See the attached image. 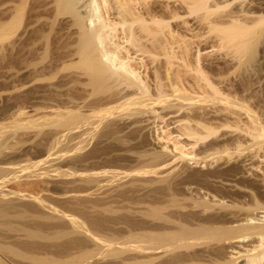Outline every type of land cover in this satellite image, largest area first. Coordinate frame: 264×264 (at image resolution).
I'll return each instance as SVG.
<instances>
[{"label": "bare ground", "instance_id": "obj_1", "mask_svg": "<svg viewBox=\"0 0 264 264\" xmlns=\"http://www.w3.org/2000/svg\"><path fill=\"white\" fill-rule=\"evenodd\" d=\"M97 1L98 0H0V4L2 5L5 4L6 2L12 3L10 5H7L2 11L9 12L15 16L17 15V17L19 16L22 17V15L25 12L30 15H36L40 11V10L38 11V9L40 8H37V5H35V3L45 2V4L49 3L48 8L53 7L49 9H54V11L57 14L68 15L71 18L72 24L75 27V31L77 35V39H76L77 44H75L76 48H74L75 51L74 54L77 58V61L75 62V66L78 69V71H80V74L85 78L84 83L82 81L83 84L80 85V86L83 85L85 88L80 87V89L87 88V92L85 91L87 93L86 95H88L89 98L92 97V99L93 97H95L94 106H92V108L87 107L88 110H84L82 109L83 105L82 106L77 105L78 103L77 101H76L77 103H75L73 106L66 107L71 105V103L73 104L74 102L72 99L76 98L75 96L72 98L71 97L72 94H70V96L67 95V99H68L67 101L70 104L64 106L65 103H63L64 107H62L63 111L61 112L62 118L54 121H49L47 123L42 122L40 128L38 127V129H40L37 131L38 136L43 132L44 133L47 132V131H43L44 128L42 129V127L49 126L48 127L49 129H51V127L53 129L51 130L48 129V132L50 133V131H53V133L55 134V136L54 134L52 136L53 141L52 139L50 140L52 141V143L49 141V145L51 143L50 147L52 148L54 144L60 143L61 140H64L63 139L64 137L69 136L71 134L75 135V132L78 133L79 137L80 135H84V137L85 135L87 136L85 132L90 135L85 137L84 139H82L83 138L82 136H81L82 138L80 137V139L82 140H79L80 141L79 143L82 144L74 148V149H78V151L79 149L84 148V146H88L86 145L88 143L83 145V142L89 137L93 138V140H95L96 141L95 143L97 144L103 142L106 143L112 142V144L116 143L122 145L126 141H124L125 139L121 136V134H119V129L120 130L122 129L119 128L120 125L118 126L117 120L114 118V116H112L111 110L115 107L117 108V106L120 105L119 107L122 106L130 111L127 112L128 114L130 113L133 117H135V120L133 121L129 118L132 122H134V125L130 124V128L127 126L126 127L128 129H131V126H133L134 128L131 129V134L135 135V137L137 136L136 139L139 140L138 138L140 137L138 134L139 129L135 127L136 126L135 122H138L140 120L138 118L141 115L144 116V113L146 114L149 112L152 113L153 107H157L159 108L157 110L159 115L161 110L162 113L164 112L165 114H168L170 117L173 118L172 121V119L169 118L168 115H166L167 116L166 118L171 119V122L175 124V126L173 125L177 131L175 135L177 138L183 139V145H184L183 147L186 148V151L183 152L184 150L183 151L181 150L182 153L178 155V157L177 156L171 157L170 153L166 151V149L164 148L160 150L157 149L158 150L157 151L154 150L155 149L154 147L152 149L150 147V149L154 151L147 152L145 150H142V148L141 150L136 151L135 149H133V147L126 146L125 149L126 153L124 155H126L129 158H131L132 156L133 158H136L138 160H144L145 162L147 160V163L148 162L154 163V167L149 166L150 169L149 168L143 169L141 168L142 165H140V167L139 165H137V167L134 166L135 168L131 170H127V168L123 169L124 166H122L123 170H121V168L119 169L109 168L103 170L100 169L101 171L95 170V172H90V170L89 172H84L80 170L77 171L75 169L76 172H72V171L71 173L69 172V175L76 176L77 177L76 179L78 181L88 185L91 184L90 187L93 186L92 184L98 185L101 181L103 182L104 180H106V183H101V184H104V186H108L112 191L117 190L116 192L120 194H126L127 192H129L128 190L131 191L132 189L135 188L150 189L149 187L155 186L154 188H152V191H144L145 196H143L144 197L142 198L143 200L139 199V196L137 195L139 200L138 202L136 200V202L137 204L142 202V207H139L141 208L140 211L136 210L134 212L128 211L127 209H126L127 211L126 210L122 211L123 209L118 210L114 208L113 206H111L113 204H116V203H112L113 201L111 202L112 204L101 203L100 208H98L97 207L98 205H95V207H93L94 206L93 203L91 204L88 202L90 200L87 201L88 203L86 202L87 204L83 203L82 202L83 199H81L82 198L81 193H79L80 195L78 194L77 196H76L77 193L75 194L74 192H71L70 194H67L66 192V194H63L65 198L71 195L74 196L71 199H68V197L67 199H64L62 195V198L64 200L62 198L61 199L64 202H71V200L74 201L75 203L73 202L72 203L73 205H71L72 208L78 211L81 217H83L84 220H86L89 223L90 227L87 226V223H85L86 221L82 220V218L80 219L79 217L73 215L74 213L71 214L72 211H70L71 213L64 212L63 210L61 211L60 208L59 210L56 207L51 206V204L49 206L46 205V210L47 209L49 210V208L50 210L52 209L50 214L42 213L37 210L33 211L31 207L33 203L35 202L38 203L40 197L39 198L32 197L33 199L31 200L35 202H33L32 205L30 206L28 205L20 206V203L16 200L19 203V205H17L16 203H14L15 201L13 202L12 197L23 198L26 197L25 194L9 192L10 190H6L4 188L5 187L4 182H0V226H3V228L6 227L7 229H9V231H14V230L16 231V229L19 228L18 230L20 229L23 230L25 235L28 236L29 238L40 237V239L45 238L46 240L48 239L57 240L55 238L66 236L67 234H69L71 229H73L81 233L80 237L77 236L78 234L76 235L77 237L70 236L71 234H69V236L67 235L68 239L66 240L62 239V240L65 241L68 240L69 245L81 247L79 249H83L90 243L98 244L102 242H118V241L122 242L123 245L121 249H126L130 251L131 255L125 256L119 261L117 260L118 262L116 263L112 261L114 264H235L236 259L233 258V256H227V254L229 253V249L232 250L234 248L232 244L233 242L236 241L239 242V244H241L240 247L243 248L244 254L242 255H243L244 264H260L261 261L264 259V121L260 118V116L256 113V111L253 110L251 100L258 99L257 90L261 86L264 87V84H262L264 82V79L263 78L260 79L259 77H258L259 79L257 78L258 75L256 74L258 72L257 68L259 70L260 67H257L258 65L256 67H253L254 64L253 65L251 64L253 62L254 63L256 62L255 60L256 48L255 49L251 48L254 47L252 46L254 44H252L251 39L253 34L254 35L257 34L256 31L258 28L255 29L254 27L258 25H260L259 27L260 29L258 30L264 33V16L263 14L260 13L254 16L253 14L255 13V11L254 10L252 11L251 9L253 6H257L260 9V11H264V0H237L238 4L236 5V7L234 6V9L229 11L228 13L218 12L219 11L218 9L221 7L219 4L220 1L222 0H186L184 7L187 10V12H199L200 14L199 16L202 17L199 18L203 19V21L206 20L205 22H208L205 24H209V26L208 25L205 26H208L210 30L212 29L213 31L214 30L216 31L215 36H217L216 38L218 39L217 43L221 42L220 44L222 47L225 46V48L227 47L228 49H232L233 54L231 56L229 54L226 55V57L230 56L229 58H227L229 62H234L236 61V59L237 60L240 59L237 58V53L240 52H242V54L245 52L246 53L245 55L248 56L246 58L250 62L251 61L253 62H251L249 65V62L247 63L248 60L245 61L244 59L243 63L245 64L246 62L245 67L247 68L249 66V68L246 69V74L241 72L242 75L243 74L245 75L242 76L239 74L240 77L241 76L242 77L241 79H236L240 81L237 82L236 84L233 82L235 84L234 85L231 84L232 81L231 83H229L231 78L228 79L227 77H229L230 75L226 76L227 73L225 76L221 75L222 73H224V71L222 73L219 72L215 73V76L212 75L213 73L211 75L208 74L207 67L203 66L204 63L202 65L201 63H199L200 56L198 58L197 56L199 54L198 51H195V53L197 52L196 58H198V60L196 59L195 62L194 60L191 61L192 63L194 62L193 63L194 65L190 64V60H192L195 57V55L192 59H190L189 56L191 54L187 53L189 52L190 47L188 46L189 47L188 50L187 48H185V46L184 47L181 46L183 48L180 49V52L183 49L182 51L183 52L185 51V53L182 54L183 56L186 57V58L183 57L181 62L183 61V59H186L187 61L189 58L190 60L188 61V63L184 60L186 64L183 61V64L179 62L177 66L174 65L175 68L174 69L172 68L173 71L172 70L170 71L172 72V75L170 74L171 76L167 77L168 82L166 81V79L164 80L165 83L167 82V84L162 82L163 80L158 79L156 76H154V78L153 77L151 78L153 79L152 86L157 94L155 98H151V97L148 98L147 94H145L148 93L149 91L148 89H151L150 88L151 86H147L148 81H145L142 78V75H140L141 68L139 71H137V69H135L136 67L134 68V66H131L132 63H130L129 56L121 55L120 52H118L119 47H117L118 50L114 52H110L103 48V44L106 38V36H104V31L110 25L106 23L103 14L100 11L101 6L100 4H98ZM131 1H138V0H102V3L108 4L109 6L108 9L111 10V13L113 15H117L120 17L122 24H128L129 26H131L132 24L138 21V16L136 15L134 8L131 6ZM231 1H236V0H231ZM41 10H43V8ZM215 12H217V14L219 13L221 14L217 15L218 16L217 17L215 15L216 14ZM213 13L215 14L213 15ZM211 14L214 17L216 16L217 19L213 20L212 19L213 16H211ZM249 15L254 16V18H252L251 16L252 18L251 20L254 19L253 21H245L244 18H247V16ZM154 17L153 18L151 17V20L158 23L156 18ZM208 17H211L210 18L211 20L208 19ZM247 19L250 20L249 18ZM203 21L200 20L199 24L201 22L204 23ZM161 24H162L161 26L167 27V34H169V37L167 36V38H170L169 41L170 44L172 45V43H175L176 41V37H174L175 32H173V29L171 31V29L168 28L167 23H161ZM107 37L111 40L112 36L109 34L107 35ZM253 37L255 38V36ZM126 40L130 44H134V38L131 32L128 33ZM164 41L160 43L163 45L167 44ZM148 44L151 47L153 43L151 44L148 43ZM147 46H148L147 43H144L142 44L141 48L145 50V48L149 47ZM141 48H139L138 51L140 50L144 51ZM149 51L153 52L152 49ZM186 54H189V56ZM165 55H166L165 58H167L168 56L167 53H165ZM181 57L179 59H181ZM218 59L221 60V58ZM166 62L168 63L169 61ZM174 62L175 61L173 60L172 63L176 64ZM169 63H171V60ZM235 66L236 64L234 66H232L231 64V68L230 67L229 68L232 69L233 67L235 68ZM137 68L139 69V67ZM218 70L220 71V69ZM235 71L237 73L236 69H234L233 72L231 71V73L236 75ZM80 74L78 72V75ZM254 75H256V79L258 82V83L255 82L257 84L256 87L252 86L254 83L251 82L252 78L250 79V77ZM75 81H73V83L74 85L77 86L78 83ZM73 83L68 84V87L73 86ZM78 87L79 86H77L76 88ZM166 87L169 89L168 90L165 89ZM251 87L254 88L253 89L254 91H250ZM237 90L241 92V96L239 97L238 94H234L237 95V97H239V98L236 97L235 99L234 95L233 97H231V94H233L231 92H236ZM132 94L135 95L140 94L141 96H136L132 98L127 97L128 95H132ZM154 95L155 93L152 96ZM61 97L63 98L66 96H61ZM86 98L82 99L81 101L82 104H84L83 100L85 102ZM121 99L124 100L119 102ZM127 99H129V101H127ZM164 113L162 115L163 119H164ZM146 114L145 117L148 118V114L147 116ZM156 114L154 115V117L156 116ZM151 115L152 114H150V116ZM143 118L141 117V120H143ZM157 118L160 117H156L153 119L156 120ZM130 120L129 121L126 120V121L129 123ZM234 121H236V123L239 122V124H236ZM123 122L121 119L120 123ZM142 122H144V120L141 121V124ZM150 122L152 121H149V124H151ZM143 126L144 125H142L141 127ZM145 127H146V123H145ZM122 131L128 132V130H122ZM143 131L145 132V130ZM15 133H17V131H15ZM70 137L68 138L70 139ZM72 138L73 136L71 137V139ZM78 139L79 138H77V140ZM30 140L28 142H30ZM65 140L67 141V139ZM69 141L70 143H72L74 140H72V142L71 140ZM86 141L89 142L88 140ZM42 142H46V141H42ZM90 142L92 141L90 140ZM75 143L77 145L78 142ZM127 143L128 142H126L125 144ZM10 145L9 147L7 146V148H10ZM50 147L48 148L50 149ZM118 148H121V146H119ZM132 149L135 151H133ZM116 152L117 151H115V154ZM76 153L78 152H74L76 156L78 155L79 157L80 155L79 160H89L88 158L97 154L98 150L92 149L91 151L84 153L82 155ZM52 154L53 153L49 152L48 150L46 154V159L51 157ZM185 155H189L190 157L185 158L184 157ZM64 156L62 157L64 158ZM148 165H153V164H148ZM146 167L148 166L146 165ZM66 168L69 169V167ZM115 177L118 179V181L115 180L116 179ZM110 178L114 179L113 180L114 182L115 181L118 182L116 183V185L113 184L112 182V184L115 185L114 188L113 186H111L112 184L108 183L111 181ZM120 179L123 180L119 181ZM101 187L102 186H100V188ZM98 190L99 189H97L96 191ZM85 194H90L89 196L91 197V192L89 193L86 192ZM94 196H96L95 198L97 199V195L94 194ZM99 196H101V194L98 195V198H101L104 196V194L101 197ZM87 199L90 198L87 197ZM95 202H97V200ZM130 202L132 203V201ZM38 204L36 206H38ZM42 204L43 203H40L39 205ZM120 204L121 203H119L118 205L119 206L125 205V204L122 205ZM127 204H128L127 206L131 205L128 202ZM132 204L133 206L136 205V203L135 204L132 203ZM42 206H38V208L41 207V209L39 208L40 210H42V208L44 209L45 206L43 207ZM96 207L99 209L98 211H96L97 210ZM34 208L37 209V207ZM16 209L17 210L19 209V211H17ZM115 209L117 210L116 212ZM14 210H16L17 213L14 212ZM117 212L119 214L120 212H124V214L121 213V216L116 217ZM28 213L31 214L33 219L35 217L37 220L38 219L43 221L47 220V222L48 220H55L56 223H58L57 225L58 229L54 230L55 232L54 231L51 232L52 230L50 232H44L41 229L42 227H40L42 221L40 223H37V225L33 226L34 228H31L33 224H30L29 225L30 227L23 225L24 223H22V225L21 224L15 225L16 222L14 223V221L16 220V217H18L21 220V218L23 219L24 217L30 216ZM110 213H111V217L109 216ZM112 213L115 214L116 216L112 215ZM259 213H262V215H259ZM33 219L29 221H33ZM119 219H121L126 224H128L127 226L132 225V227L137 229V231L132 232L133 231L132 229V231H129L130 234L127 233L128 234L127 236L126 234L125 236L124 234L123 236H120L121 234L120 235L110 234L109 231H108L109 235H105L106 233L104 232H106L108 228L107 229L105 228L106 230L104 232L100 230L102 233L97 230V232H99L100 234L96 232L95 229L98 228L101 229L103 228L102 227L103 225L106 226L109 223H112L113 221L116 222ZM49 225L51 226V224ZM52 228L54 229V227ZM15 231L13 232V234L15 233ZM111 233H114V231ZM246 239H250L252 241L246 244L240 243V241L243 242ZM8 241L10 242V240ZM5 243L4 242L0 243L1 252L5 251L11 253L12 245L9 243L11 246H8L9 244L6 245ZM35 243L37 242L35 241ZM5 252L3 253L5 254ZM15 252L13 250L14 254ZM3 253L2 255L0 254L2 257L5 256L3 255ZM30 253L32 254V252ZM85 254L86 253L81 255H85ZM78 255L80 257V254ZM74 259H76V257ZM40 260L41 258L39 260L38 258H36L37 263L35 264H51V263H45V261H43L45 260V258L42 259L41 261ZM54 261H55L54 264L61 263L56 260ZM109 262H106L104 264H108ZM112 262H110V264ZM3 263H4L3 259H0V264ZM4 264H8V263H4Z\"/></svg>", "mask_w": 264, "mask_h": 264}, {"label": "rangeland", "instance_id": "obj_2", "mask_svg": "<svg viewBox=\"0 0 264 264\" xmlns=\"http://www.w3.org/2000/svg\"><path fill=\"white\" fill-rule=\"evenodd\" d=\"M185 1L186 0H138V1H131V6L134 8V11L136 12V15L138 16V21L135 22L134 24H132L131 26H129L128 24H122L120 17L117 15H113L111 13V10L108 9L109 6L107 3L103 4L102 0L97 1L98 4H100V6H101L100 11L102 12L106 23L110 25L104 31V36H106V38H105V42L103 44V48L110 51V52H114V51H117L118 50L117 47H119L118 52H120L121 55H123V56L125 55V56L130 57V63H132L131 66H134V68L136 67L135 69H137V71H139L141 68V70H140L141 74L140 75H142V78L145 81H148V83L150 81L149 85L146 82L147 86H151L150 87L151 89H148L149 90L148 93H145V94H147L148 98L149 97L155 98V96L157 95L155 92V89L152 86L153 85L152 84L153 79H151V78L152 77L154 78V76H156L158 79L163 80L162 82L165 83V81H164L165 79L168 82L167 77H170L172 75V72H170V71L171 70L173 71L175 66H177L178 63L181 62L183 57L186 58L182 54V53H185V51L183 52L182 51L183 49H182L180 52V49L183 48L184 46L188 50L190 47L189 52H187V51L186 52L191 54V55L190 56H189V54H186V55H188L190 59H192L194 57V55H195V57L192 60H190L187 57L188 60L186 61V59H183V61L185 60L188 63V61L190 60V64H193L196 61V59L198 60V58L200 56V59H199L200 62L199 61L198 62L201 63V65L204 63L203 66L207 67L208 74L211 75L213 73L212 75L215 76V73H217V72L222 73L224 71L225 74L222 73L221 75L225 76L226 73H227L226 76L230 75L231 77L229 76L227 78L228 79L231 78L229 81V83H231V81H232L231 84H234V83L236 84L237 82H239L240 80L238 81L236 79H241V77L246 74V69L249 68L248 65H247L248 66L247 68L245 67L246 62H245V64L243 63L244 59H245V61L248 60L246 58L248 56L245 55L246 54L245 52L243 54H242V52L237 53V58H240V59H238L240 61H238L236 59V61H238V62H236V61L229 62V60L227 58H229L233 54L232 49H228L227 47L225 48V46L222 47L220 44L221 42L217 43L218 39L216 38L217 36H215L216 31L215 30L213 31L212 29L210 30V28L208 27L209 24H205V23H208V22H205L206 21L205 19H204L205 21H203V19L199 18V17H201V16H199L200 15L199 12H187V10L184 7ZM8 2H6L3 5L0 4V148L2 147L0 149V182H4V184H5L4 188L6 190H10L9 192L25 194L26 197H23V198L12 197L13 202L15 201L14 203H16L17 205H19V203H20V206H27V205L30 206V205H32L33 202H35V201L31 200V199H33L32 197H35V198L40 197L38 203L39 204L43 203L44 205L43 204L42 205L45 206L44 209L42 208V210H40L41 207H39L40 208L39 209L38 206H42V205H39L37 202L33 203L31 209L33 211L37 210V211L42 212V213L50 214L52 209L50 210V208L47 207V208H49V210L48 209L47 210L50 211V212H48L46 210V205L49 206L51 204V206H54L57 209L60 208L61 211L63 210L64 212H67V213H71L70 211H72L71 214L74 213L73 215L79 217L80 219L82 218V220H84V218L81 217V215L78 213V211L76 209L72 208L71 205H73L72 203L74 201H72V200H71V202H64L63 201L64 199H67V197H68V199H71L74 197L71 195V196H67L65 198L63 194H66V192H67V194H70L71 192H74L75 194L77 193L76 196L79 193H81L82 194L81 199H83L82 202L86 203L88 200H90L88 202L91 204L93 203V205H94L93 207H95V205H98L97 207L100 208L101 203H103V204L104 203H109V204L116 203L117 205L113 204L111 206H113L114 208H116L118 210L123 209L122 211H125L127 209L128 211H132V212H134L136 210L140 211L141 208H139V207H142V202L139 201L141 203L137 204L138 200L139 199L143 200L142 198H144L143 196H145L144 191H152V188H154L155 186L149 187L150 189L135 188V189H132L131 191L128 190L129 192H127L126 194H120V193L116 192L117 190L112 191L108 186H104V184H101V183H106V180H104L103 182L101 181L99 183L101 185L92 184L93 186L90 187L91 184L88 185V184H85V183L78 181L76 179L77 177L74 175H72V176L69 175V172L70 173H71V171L76 172V170L77 171L80 170V171H84V172H89V170H90V172H95V170L99 171L100 169L103 170V169H109V168H116V169L121 168V170L127 168V170H131V169L137 167V165H139V167H140V165H142L141 168H143V169H145V168L150 169L149 166L154 167V163H150V162L147 163V160L145 162L144 160H138L136 158H133L132 156H131V158H129L126 155H124L126 153V151H125L126 146L127 147H129V146L133 147V149H135L136 151L141 150V148H142V150H145L147 152H152L154 150H157V149L160 150V149L164 148V149H166V151H168L170 153L171 157H175V156L178 157V155H180L183 150H184L183 152L186 151V148L183 147L184 146L183 145V139L182 138L179 139L175 135V133H177L176 128H174L175 124L173 122H171V119L173 121V118L170 117L168 114H165L163 112L164 113V119H163L162 111L160 110V115H159V113L157 111L159 108L153 107V110H152L153 112L151 111L152 113H150V112L149 113L152 114L151 116L153 118H156V117H160V118H157L155 120L150 116L149 113H147L148 118L145 117L146 113H144V116L141 115L138 119L141 120V117L142 118L144 117L143 120L146 123V127H145L144 122H142V124H141V121H143V120H141V121L139 120L138 122H135V125H136L135 127H137L139 129L138 134L140 137H138L139 138V140H138V139H136L137 136L135 137V135L131 134V129L134 127L131 126V129L127 128V127L130 128V124L134 125V122H132V121L135 120V117H133L130 113L128 114V112H130L128 109H126L122 106L119 107L120 106L119 105V106H117V108L116 107L113 108L111 110V112H112V116H114V118L117 120L118 126L120 125L119 128H121L122 130H128V132H125V131H122L119 129V134H121V136L125 139L124 141L128 142L127 143L128 145L125 144L126 142L123 143L122 145L114 143L115 146H114V144H112V142H110V143L109 142H107V143L103 142L105 144H103V143L97 144V143H95L96 141L93 140V138L89 137L88 139H86L89 142H87L86 140L83 142V145L88 143V144H86L88 146H84V148L79 149V151H78V149H74V148H76V146H79L82 144V143H79L80 142L79 140H82L85 137L90 136V135L85 132V134H87V136L85 135V137H84V135H80V137L81 136L83 137V138L81 137L82 139H80V137L78 136V133L75 132V135L71 134L73 136L72 139H71V137H72L71 135L66 136L63 138L64 140H61V141L59 140L60 143L54 144V146L52 145L53 148L50 147L51 143L53 141V139H52V136L54 134L53 131H50V133H49L48 132L49 126H44V127H42V129L44 128L43 131H47V132H45V133L43 132L42 133L43 135L39 134V136H38L37 131L40 130V129H38V127L40 128L42 122L47 123L49 121H54V120L62 118V116H61V112L63 111L62 107L70 104L67 101L68 100L67 95L70 96V94H72L73 96L71 95V97L73 98L75 96L76 98L72 99L74 102L73 104L71 103V105L66 106V107H71L75 103L78 102L79 103V104L77 103L78 106L83 105L82 109L88 110L87 107L92 108V106H94V104H95V102H94L95 97H93V99H92V97L89 98V96L86 95L87 94L86 93L87 88L84 89L85 87L83 85L80 86L81 84L84 83L85 78L80 74V71H78V69L75 66V62L77 61V58L74 54V52H75L74 48H76L75 44H77V40H76L77 35H76L75 27L72 24L71 18L68 15L57 14L54 11V9H49V8H53V7L48 8L49 3H46L47 5L45 4V2L35 3V5H37V8H40V9H38V11L39 10L40 11L36 15H30V14L25 12L22 15V17L21 16L17 17V15L15 16L9 12H3L2 11L7 5L12 4V3H8ZM237 4H238L237 0L236 1L222 0V1H220L219 5L221 7L218 9L219 10L218 12H222V13L227 12L228 13L229 11L233 10L234 6L236 7ZM42 8H43V10H41ZM251 10L255 11V13L253 14L254 16H256V14H259V13L263 14V16H264V11H260V9L257 6H253ZM215 13H213V15L215 14L217 16V15L221 14V13L217 14V12H215ZM213 15L211 14V16H213ZM216 16L215 17L213 16L214 18L212 17V19L213 20L217 19L218 16L217 17ZM251 16L252 15L247 16V18H249L250 20H248L247 18H244L245 21H253L254 19L253 20H251V19L254 18V16H252V18H251ZM151 17L156 18V20L159 24L156 23L155 21L151 20ZM210 18L211 17H208V19H210ZM200 20H202L204 23L201 22L202 24L201 23L199 24ZM161 23H167L168 28L171 29V31L173 29V32H175V34L173 32L172 33L175 35L174 37H176V41L174 40L175 43H172V45L170 44V41H169L170 38H167V36L169 37V34H167V27L161 26L162 25ZM205 25H208V26H205ZM207 27L209 28V30ZM259 27H260V25L254 27V28L260 29ZM258 29H257V31L255 30L258 35L253 34V36H255L256 40L253 36H252L253 41L251 39L252 44H254L252 46H254V47L250 46L251 48H254V49L256 48V55H255L256 62L254 63L253 61H251V62H253V63H251L248 60L247 63L249 62V65H250V63L252 65L254 64L253 67H256L258 65L257 67H260V68H259V70L257 68V71H258L256 73V74H258L257 78L259 77L260 79H262V78L264 79V33L260 32ZM130 32L133 34L134 44H130L126 40V37L128 36V33H130ZM109 34L112 36L111 40L107 37V35H109ZM254 40H255V43H254ZM162 41H164L167 44H165V43H164L165 45L161 44ZM251 42H250V44H251ZM144 43H147L148 46H149L148 43H150V44L153 43L154 46L152 44V46H151L152 48L150 46L149 47L147 46L149 49L145 48V50H144L143 48H141L142 44H144ZM255 45H256V47H255ZM181 46H183V47H181ZM139 48L143 49L144 51H141V50L138 51ZM150 48L152 49L153 52L149 51V50H151ZM146 49L148 52L146 51ZM177 51H178V53H177ZM195 51H198L199 54L197 55L196 54L197 52L195 53ZM173 52H174V54H173ZM165 53H167V55H168L167 56L168 60H167V58H165L166 57ZM228 54L230 56L226 57V55H228ZM196 55L198 56V58H196L197 57ZM243 55H245V56H243ZM222 56H224V57H222ZM180 57H181V59H179ZM215 58L219 61H217ZM218 58H221V60ZM242 59H243V61H242ZM170 60H171V63H169ZM173 60L175 61L174 63H176V64L172 63ZM193 60H194V62L192 63L191 61H193ZM166 61H169V62L167 63ZM183 61L181 62V64H183ZM185 61H184V63L186 64ZM164 62H166L168 65ZM165 64H166V66H165ZM171 64H173V65H171ZM181 64H179V65H181ZM231 64H232V66H234L236 64L235 68L233 67L232 69H230ZM140 66H142V67H140ZM137 67H139V69ZM225 67L228 69H226ZM218 69H220V71ZM225 69H226V71H225ZM234 69L237 70V73L235 71L236 75L231 73V71L233 72ZM228 70H229V72H228ZM239 71H240V73H239ZM78 72L80 75H78ZM241 72L245 73V74L242 75ZM229 73H231L233 76ZM239 74L242 76L240 77ZM236 76H238V77H236ZM146 77L148 79L150 78L151 80L150 79L148 80ZM250 79H251V82L254 83L252 86L256 87L257 86L256 83H258L257 79H256V75L251 76ZM73 81L78 83V85H77V86H79L78 88H76L77 86L74 85ZM82 81H83V83H82ZM70 82L73 83V86L68 87V84H71ZM167 82L165 84H167ZM262 84H264V82ZM80 87H84V88L80 89ZM165 89L168 90L169 88L166 87ZM253 89L254 88L251 87L250 91H254ZM83 91L85 94L83 93ZM154 93H155V95L152 96ZM231 93H233V94H231ZM231 93H230L231 97H233L234 94H238L239 97L241 96V92L239 90H237L236 92H231ZM62 94H64V95H62ZM61 96H66V97H63V98H65V99H63ZM136 96H141V95L140 94H138V95L132 94V95H128L127 97L132 98V97H136ZM234 96L236 99L237 95H234ZM239 97H237V98H239ZM85 98H86V100H85L86 103L83 100L84 104H82L81 101H82V99H85ZM257 98H258L257 100L256 99L251 100L252 108L260 116V118L264 121V87L263 86H261L257 90ZM90 99H91L92 103H91ZM123 100L124 99H121L119 102H121ZM127 101H129V99H127ZM63 103H65L64 106H63ZM154 109H155V111H154ZM161 113H162V115H161ZM147 114H146V116H147ZM155 114H156V116L154 117ZM128 115H129V117H128ZM166 115H168V117L171 119L166 118L167 117ZM125 118H127V119H125ZM145 118H146V120H145ZM121 119H122V122L124 121L123 123H120ZM151 119H153V120H151ZM126 120L127 121L130 120V122L128 123ZM149 121H152V122H150L151 124H149ZM153 121H154V123H153ZM234 122L236 123V121H234ZM136 123H138L139 125ZM140 124H141V126L142 125H144V126L141 127ZM236 124H239V122H237ZM141 128H144V129H141ZM51 129H53V128L51 127ZM51 129H49V130H51ZM143 130H145V132ZM15 131H17V133H15ZM123 132H125L126 135ZM129 134H130V136H129ZM54 136H55V134H54ZM74 136H77V137H74ZM68 137H70V139ZM132 137H133V139H132ZM36 138H38V139H36ZM77 138H79V139L77 140ZM175 138H176V140H175ZM51 139H52V141H50ZM65 139H67V141ZM29 140H30V142H28ZM69 140H71V142H72V140H74L73 141L74 143L73 142L70 143ZM90 140L92 142H90ZM16 141L19 143H17ZM32 141H33V143H32ZM42 141H46V142H42ZM49 141L51 142L50 145H49ZM5 142H7L8 144ZM75 142H78L79 144L77 143V145H76ZM30 143H32V144H30ZM146 143H147V145H146ZM64 144H65V147H64ZM111 144L113 145V147ZM9 145H10V148H7V146L9 147ZM98 145H100V146H98ZM124 145H125V147H124ZM3 146H4V148H3ZM119 146H121V148H118ZM43 147H45V148H43ZM48 147H50V149ZM72 147L74 150L72 149ZM150 147H151V149L153 147L155 149L151 150ZM147 148H149V149H147ZM92 149H97L98 153L95 154L94 156L88 158L89 160H79L80 155L78 157V155L76 156L74 154V152H78L79 154L82 155L84 153L91 151ZM122 149H123V151H122ZM48 150H49V152H51L53 154L51 155V157L46 159V154H47ZM135 150H133V151H135ZM115 151H117L116 154H115ZM118 151H119V153H118ZM82 152H84V153H82ZM112 152H113V154H112ZM78 153H76V154H78ZM64 155H66V156H64ZM73 155H75V156H73ZM58 156H60V157H58ZM62 156H64V158ZM184 157L189 158L190 156L185 155ZM117 158H118V161H117ZM127 158H128V160H127ZM90 159H92V160H90ZM76 160H77V162H76ZM82 161H84V162H82ZM116 163H117V165H116ZM132 163H134V164H132ZM138 163H140V164H138ZM145 164L148 167H146ZM148 164H153V165H148ZM122 166H124V168ZM66 167H69V169H67ZM139 167H138V169H139ZM73 169H74V171H73ZM92 170H94V171H92ZM72 177H73V179H72ZM71 179H72V181H71ZM110 180L111 181L108 182L109 184H112V182H113V184L116 185V183H118L117 178L115 179V180H117L115 182L113 181L114 179H112V178H110ZM122 180L123 179H120L119 181H122ZM59 184H61V185H59ZM113 184L111 186H113V188H114L115 185H113ZM68 185H69V187H68ZM86 185H88V186H86ZM152 185H154V184H152ZM100 186H102V187L100 188ZM75 188H77V189H75ZM96 188L99 189L98 191H100V192L96 191L97 190ZM94 189H96V190H94ZM76 190H77V192H76ZM109 190H111V191H109ZM68 191H69V193H68ZM86 192L87 193L91 192V197L89 196L90 194H85ZM94 192H96V193H94ZM97 192H98V194H97ZM111 192H114V193H111ZM107 193H109L110 195ZM94 194L97 195V199L95 198L96 196H94ZM100 194H101V196L104 194V196L103 197L99 196L101 198H98V195H100ZM59 195H61V196H59ZM62 195H63L64 199L62 198ZM137 195L139 196V199H138ZM92 196H94V197H92ZM140 196H142V197H140ZM84 197H86V198H84ZM87 197L90 199H87ZM108 198H109V200H108ZM116 198H118V199H116ZM18 199H20V200H18ZM21 199H24V200H21ZM99 199H100V201H99ZM102 199H104V200H102ZM91 200H93V201H91ZM94 200L95 201L97 200V202H95ZM136 200H137V202H136ZM27 201H28V203H27ZM130 201H132V203H134V204L136 203L137 207H136V205L133 206V204ZM123 202H125V203H123ZM127 202L130 203L131 205L127 206L128 205ZM36 203L38 204V206H36L37 205ZM61 203L63 204V206ZM119 203H121L120 205L125 204V205H122L124 207L119 206L118 205ZM34 204H35V206H34ZM125 206H127L128 208ZM131 206H133V207H131ZM34 207H37V209ZM97 207H96L97 210L95 209L96 211L99 210ZM117 207H119V208H117ZM19 209L18 210L16 209V210L19 211ZM116 209H115V212L117 211ZM16 210H14V212L17 213ZM115 212H113V213H115ZM118 212L116 214L117 216L113 213H112V215H115L116 217H118V216H121V213L124 214V212H120V214ZM28 214L30 215V216H28L30 218L24 217L26 220L24 218L23 219L21 218V220H20L18 217H16V220L14 221V223L16 222L15 225L16 224L22 225V223H24L23 225L30 227L29 225L33 224L31 226V228H34L33 226L37 225V223H40L42 221L43 223L41 222L40 227H42L41 229L44 232H50L51 230H52L51 232H53L54 230L58 229V226H57L58 223H56L55 220H48V222H47V220L46 221L45 220L43 221L40 219L37 220L35 217L33 219V217L31 216L30 213H28ZM259 215H262V213H259ZM109 216L111 217V213ZM115 216H112V217H115ZM27 218H28V220H27ZM31 219H33V221H29ZM35 219H36V221H35ZM84 221H86V220H84ZM50 222L53 223V226H52V223H50ZM85 223H87V226H89V223L87 221ZM112 223H114V224H112ZM112 223H109L108 224L109 226L103 225L102 226L103 228H101V229L98 228L95 230H96V232H97V230L98 231L102 230V232H104L108 228L106 230V232H104V233H106L105 235H109V233H110V234H115V235L121 234L120 236H123V234H124V236H125V234L127 236L128 234H130L129 231H132V229H133L132 232L137 231V229L132 227V225L127 226L128 224H126L121 219L117 220L116 222L113 221ZM49 224H51V226ZM52 227H54V229ZM112 227H114L115 229ZM2 228H3V226H0V229H1L0 230V236H1L0 238L2 239V240L0 239L1 242H4V243L6 242L5 243L6 245H8L9 243L12 245V246L10 244L8 245V246L12 247L11 253L10 252L8 253L5 251L1 252V250H0L1 255L3 252H5V254L3 253V255H5L4 256L5 258L0 255V259H3L4 263L12 262L15 264H35V263H37L36 258H38V260L40 258H41V260L45 258V260H43V261H45V263H51V264H54V262H55L54 260L61 262L62 264H104V263L109 262V261L110 262L114 261V263H116L120 259L124 258L125 256L131 255L130 251H128L126 249H121L123 244H122V242H119V241L118 242H102V243H98V244L90 243L86 247H84L83 249H79L81 247L69 245L68 240L65 241L66 239H68L67 235L69 236V234H71L70 236H73V237H77V236L80 237V235H81L80 232L75 231L73 229H71L69 234H67L66 236H61V237L55 238L57 240H54V239L46 240L45 238L40 239V237H38V238L36 237L37 238V240H36L35 237L29 238L28 236H26L24 231L20 229L22 231V233H21V231L18 230L19 228L16 229V231L14 230L15 231L14 234H13L14 231H9V229H7L6 227L3 229ZM7 230H8V232H7ZM68 230H70V229H68ZM108 231H109V233H108ZM113 231H114V233H111ZM10 232H11V235H10ZM97 233H99V232H97ZM18 236L20 237V239ZM14 237H15V239H14ZM62 239H65V240H62ZM8 240H10V242ZM249 240L250 239H246L243 242L240 241V243H244V244L250 243L252 240H250V241ZM35 241L37 243H35ZM61 241H63L64 243ZM42 242H44V243H42ZM65 242H67V243H65ZM49 243H50V245H49ZM37 244H39V245H37ZM232 245L234 248L232 250L229 249V253L227 254V256H233V258L236 259L235 264H244L243 263V255H242V254H244V252H243V248L240 247L241 244H239V242L236 241V242H233ZM21 246L24 247L25 249L22 248ZM62 247H65V248H62ZM13 250H14V252L16 251L15 254L13 253ZM30 252H32V254ZM84 253H86V254L81 255ZM6 254H8V255H6ZM56 254H58V255H56ZM61 254H62V256H61ZM78 254H80V257ZM74 256L76 257V259H74L75 258ZM77 256L79 259L77 258ZM68 257H70V258H68ZM31 258H33V259H31ZM68 259H69V261H68ZM13 260L16 262H14ZM17 260H19V261H17ZM48 261H51V262H48ZM110 262L108 264H110ZM61 263H55V264H61ZM114 263L112 262L111 264H114ZM262 263L264 264V259L261 261L260 264H262Z\"/></svg>", "mask_w": 264, "mask_h": 264}, {"label": "built area", "instance_id": "obj_3", "mask_svg": "<svg viewBox=\"0 0 264 264\" xmlns=\"http://www.w3.org/2000/svg\"><path fill=\"white\" fill-rule=\"evenodd\" d=\"M8 264H15V263H12V262H8Z\"/></svg>", "mask_w": 264, "mask_h": 264}]
</instances>
